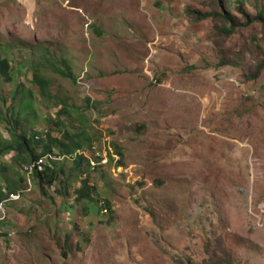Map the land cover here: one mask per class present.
I'll return each mask as SVG.
<instances>
[{
	"label": "rangeland",
	"instance_id": "obj_1",
	"mask_svg": "<svg viewBox=\"0 0 264 264\" xmlns=\"http://www.w3.org/2000/svg\"><path fill=\"white\" fill-rule=\"evenodd\" d=\"M215 1L0 0V143L81 145L0 154V264H264V0Z\"/></svg>",
	"mask_w": 264,
	"mask_h": 264
},
{
	"label": "trees",
	"instance_id": "obj_2",
	"mask_svg": "<svg viewBox=\"0 0 264 264\" xmlns=\"http://www.w3.org/2000/svg\"><path fill=\"white\" fill-rule=\"evenodd\" d=\"M213 1H215V0H213ZM215 2H217V4H220V7H223L221 5V0H217ZM262 11H263V9H262V7H260L259 11L256 12L254 17L244 14L245 15V23L250 24L254 21H259L260 23H262L264 25V14H262ZM215 13L216 12H205V13L198 15V17H200V19H205L207 17H211V16L215 15ZM223 18H225V16H223ZM232 28H233L232 26L228 29L223 27L222 31L226 32V34H230L232 32ZM7 67H8V65H7L6 61L3 59L0 60V75L4 78L5 81L8 80ZM33 81L37 85L39 90L42 92V94L45 95V93H46V81L44 79L38 77L37 75L33 76ZM0 120H1V116H0ZM44 136L46 138L48 137L47 141H45V142L40 140V138L37 135H35V137L33 136L35 139L33 138L32 141L35 142L36 145L42 144V149H41L40 153H38L37 155L34 153L33 149L29 147V144L27 143V139H25L22 136L17 137L18 140L14 142L15 144H13L12 142L0 143V154L10 152L11 150H15L17 154H25L26 153V157L29 158V162H32V161L37 160L38 158L45 157L46 155L52 153L51 143L55 145V148L57 150V157L58 156L61 157L64 154H70V155L73 153L75 154L76 151L79 150V148L81 147L80 144H76L74 142L66 145V144L60 142L59 140H57L55 138H50L49 134H47V133H45ZM82 161L87 162V160L85 158H83L82 156L76 155V158L74 160V167H76V169H77L78 165ZM29 162L25 163V165L29 164ZM52 162H54V161H52ZM56 173H57V171L55 170L54 167H51V165H48V164H44L43 171H41V172L35 171L33 173V177L34 176L38 177L41 181L48 184L47 187H49L50 184L54 181ZM11 190H13V189H11ZM14 192H17V191H14ZM0 196H1V194H0ZM76 198L78 201H82V200H87L90 202L94 201L90 192H89V187L86 186L85 182L82 186H80L78 188Z\"/></svg>",
	"mask_w": 264,
	"mask_h": 264
},
{
	"label": "built area",
	"instance_id": "obj_3",
	"mask_svg": "<svg viewBox=\"0 0 264 264\" xmlns=\"http://www.w3.org/2000/svg\"><path fill=\"white\" fill-rule=\"evenodd\" d=\"M52 154L54 155V157H56L55 153L52 152V153L46 155L45 157L38 158L37 160L29 162V164L23 166L21 173L26 176V180H27L28 184H29L30 178L31 179L33 178V173L35 171H37V172L43 171L44 164H46V161L48 160L47 158H49L51 161H53V159L51 158ZM94 156L95 157H93L92 159L85 158L87 160V162L92 167H94L96 164H99L100 161L102 164L106 163V161L103 158V155H99L96 153ZM99 156H102V159H98ZM56 158L60 159L61 157L58 156ZM26 191H29V188H26ZM20 193L21 192H19V191L15 192V193H13V192L7 193V197L4 200L0 201V222L4 221L5 217H6V210H5L4 205H6V203L9 201H13V200L18 199L20 197ZM102 206L103 205H101V207ZM103 210H104L103 212H105V209H103Z\"/></svg>",
	"mask_w": 264,
	"mask_h": 264
},
{
	"label": "crops",
	"instance_id": "obj_4",
	"mask_svg": "<svg viewBox=\"0 0 264 264\" xmlns=\"http://www.w3.org/2000/svg\"><path fill=\"white\" fill-rule=\"evenodd\" d=\"M141 11H142V9H141ZM159 12H160V9L158 7L153 6V5H151V7L149 9L145 10V14H146V16L148 18H151V17L158 18V17H160ZM92 39H95V37L92 36ZM90 51H91V48L87 45V54H90ZM11 191L14 192L13 190H11ZM1 196H2V194H1Z\"/></svg>",
	"mask_w": 264,
	"mask_h": 264
},
{
	"label": "clouds",
	"instance_id": "obj_5",
	"mask_svg": "<svg viewBox=\"0 0 264 264\" xmlns=\"http://www.w3.org/2000/svg\"><path fill=\"white\" fill-rule=\"evenodd\" d=\"M8 192L10 193V191H8ZM17 192H18V191H17ZM1 193H2V191H1ZM13 193H15V192H13ZM6 197H7V192L5 193L3 199H1L0 201L4 200ZM10 202H11V201H9V202H7V203H10ZM7 203H6V205H7ZM6 205H5V210H6Z\"/></svg>",
	"mask_w": 264,
	"mask_h": 264
}]
</instances>
